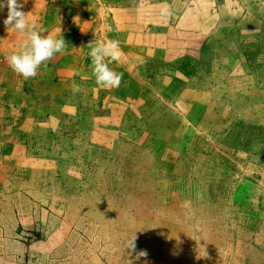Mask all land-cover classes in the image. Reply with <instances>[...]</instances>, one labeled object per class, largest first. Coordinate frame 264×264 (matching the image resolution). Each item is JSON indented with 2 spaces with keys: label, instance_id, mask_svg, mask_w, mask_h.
Wrapping results in <instances>:
<instances>
[{
  "label": "rangeland",
  "instance_id": "obj_1",
  "mask_svg": "<svg viewBox=\"0 0 264 264\" xmlns=\"http://www.w3.org/2000/svg\"><path fill=\"white\" fill-rule=\"evenodd\" d=\"M38 1L78 25L35 77L0 70V264H264V0Z\"/></svg>",
  "mask_w": 264,
  "mask_h": 264
},
{
  "label": "clouds",
  "instance_id": "obj_2",
  "mask_svg": "<svg viewBox=\"0 0 264 264\" xmlns=\"http://www.w3.org/2000/svg\"><path fill=\"white\" fill-rule=\"evenodd\" d=\"M7 8V17L3 20L13 32L22 34L25 38L20 43L19 50L6 57L11 69L25 80L38 74L41 66H46L56 54H62L67 47L60 29L57 34L42 36L46 30H36L34 24L26 19V14L20 10L22 7L17 0H0V9ZM90 60V69L96 85L111 90L120 86L121 74L109 67L113 62H119L123 55L118 40L102 39L92 40L84 47ZM73 91H79L74 86ZM128 248L135 249L133 239ZM146 251H140L138 257L146 256Z\"/></svg>",
  "mask_w": 264,
  "mask_h": 264
},
{
  "label": "bare ground",
  "instance_id": "obj_3",
  "mask_svg": "<svg viewBox=\"0 0 264 264\" xmlns=\"http://www.w3.org/2000/svg\"><path fill=\"white\" fill-rule=\"evenodd\" d=\"M35 0H17V2L19 3V4H21L22 5V7L20 8V10L22 11V12H24L27 16H26V19L28 20V21H31L32 20V18L34 19V18H37L42 12L43 13H45L46 12V14L48 15V9L45 7V6H42L43 4H41L42 3V1H38V2H34ZM34 3V4H33ZM74 3V2H73ZM36 4H40V6H38L37 7V9H36V7H35V5ZM48 7V6H47ZM65 8V7H64ZM69 8H71V7H69ZM90 8V7H89ZM45 9H47V11H45ZM40 10L42 11L41 13H40ZM74 10V9H73ZM61 11H62V9H61ZM72 11V10H71ZM62 13H64V12H62ZM0 14H5V15H7V8L5 7V8H3L2 10H0ZM67 14V13H66ZM69 14V13H68ZM74 15H75V19L77 20L78 19V14L75 12V13H73ZM72 14V15H73ZM51 16H54V14L52 13L51 14ZM63 17V16H62ZM70 17V16H69ZM51 18V17H50ZM71 18V17H70ZM45 20V19H44ZM64 20V19H63ZM80 20V19H79ZM34 21V20H33ZM81 21V20H80ZM76 22V21H75ZM49 24V23H48ZM80 24H82V23H80ZM8 32H13L10 28L8 29V26H6V25H4V27L0 30V38H1V35H2V33L5 35L6 34V36L7 37H12V39H14V46H15V49H18L19 48V46H20V43L23 41L21 38L22 37H24L23 35H20V34H13V35H11L10 33H8ZM22 36V37H21ZM9 40V39H8ZM12 41V40H11ZM0 44H2V43H0ZM6 44V43H5ZM5 44H4V46H5ZM7 45H8V43H7ZM5 51H7V50H5Z\"/></svg>",
  "mask_w": 264,
  "mask_h": 264
},
{
  "label": "crops",
  "instance_id": "obj_4",
  "mask_svg": "<svg viewBox=\"0 0 264 264\" xmlns=\"http://www.w3.org/2000/svg\"><path fill=\"white\" fill-rule=\"evenodd\" d=\"M45 2H46V0H45ZM54 2H55L54 0H51V3L47 4V2H46V5L50 8V7H52ZM45 11H47V9H45ZM47 20H48V18L46 20H35V23L33 22V23H30V24H34L35 27H36V30H38V31L39 30H46L45 32L41 33L42 36L47 35V33L48 34H52V35H56L58 28L60 29V32H61V31H64L65 29H69V26L78 25V23H75L72 18H67L66 21H63L64 22V26H63L61 20H59V21L57 20V21L53 22V20L50 19L51 22L49 21V24H48ZM70 22L72 23V25H69ZM79 25H82V24L79 23ZM65 26H66V28H63ZM15 51H18V50H10V52H8V54H11L12 52H15ZM5 55H7V54H5ZM5 55L4 54H0V70L1 71L4 70L5 72H8L9 70H12V69H11V67H7V65L5 64V62H7L6 60H4V62H2L3 57ZM2 65H4V67H2ZM41 68H42V66H41ZM7 130H9V128ZM5 134L6 133H4L3 131L0 132V149H1V145L3 144V141H1V140L4 139Z\"/></svg>",
  "mask_w": 264,
  "mask_h": 264
}]
</instances>
